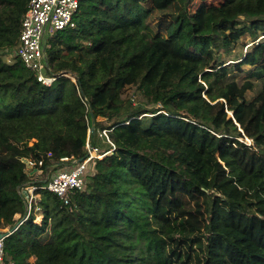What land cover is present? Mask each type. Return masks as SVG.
Instances as JSON below:
<instances>
[{
    "label": "trees",
    "instance_id": "obj_1",
    "mask_svg": "<svg viewBox=\"0 0 264 264\" xmlns=\"http://www.w3.org/2000/svg\"><path fill=\"white\" fill-rule=\"evenodd\" d=\"M221 1L191 14L195 0H80L76 27L49 41L46 87L3 56L30 0H0V229L26 216L21 187L101 149L104 130L114 146L69 205L37 191L7 260L264 264V0ZM246 34L247 51L222 60Z\"/></svg>",
    "mask_w": 264,
    "mask_h": 264
},
{
    "label": "built area",
    "instance_id": "obj_2",
    "mask_svg": "<svg viewBox=\"0 0 264 264\" xmlns=\"http://www.w3.org/2000/svg\"><path fill=\"white\" fill-rule=\"evenodd\" d=\"M79 8L80 0H30L21 19L18 43L13 50L3 53L4 60L10 64L15 58L20 59L40 84L46 87L52 86L58 76L50 70L46 49L50 48L49 41L57 33L76 27L75 17ZM158 107L161 106L158 105ZM100 137H105L109 145L113 146L108 138V130L101 132ZM246 140L249 144L251 143L248 139ZM86 147V157L81 162L75 161L71 169H65L49 176L42 186L32 183L20 188L19 192L27 206V214L19 226L32 214L40 211L38 206L40 195L37 194L39 189L56 195L65 205H69L72 198L85 187V176L89 164L111 153V151L93 147L89 142ZM62 161L67 162L68 159H62ZM25 162L29 171L34 169V173L42 174V170L36 168L43 165L42 161L36 163L26 160ZM39 217L37 215L36 220ZM13 233L14 231L10 228L0 229V264H14L7 260L5 253V240Z\"/></svg>",
    "mask_w": 264,
    "mask_h": 264
},
{
    "label": "rangeland",
    "instance_id": "obj_3",
    "mask_svg": "<svg viewBox=\"0 0 264 264\" xmlns=\"http://www.w3.org/2000/svg\"><path fill=\"white\" fill-rule=\"evenodd\" d=\"M221 2H222L221 0H204V1L203 0H195V2L192 5H190L189 11L192 14V13H194L196 11V9L201 4L218 5ZM263 33H264V31L261 30V31H259L258 34H259V36H262ZM252 40H253V38H252L251 34H246L244 37L241 38V40L238 42L237 45L232 47L230 54H228L224 50H221V52L223 53L222 60L227 61V60L233 59L232 55L241 54L242 52L245 53L247 51V47L245 46V44H250ZM86 56H88V55H86ZM242 69L246 71V70H249L250 67L249 66H243ZM236 75H237L236 77L239 78V80L244 78V74L240 73V74H236ZM126 94H127L128 98H134L136 101H138L140 99V95H139L138 91L135 90V89H129L128 91H126ZM254 95H255V91H249V93L247 94V98L246 99L247 100H251L254 97ZM168 111L173 112L172 109H168ZM99 120L102 121V119H99ZM103 124L107 125L106 122H104ZM98 138H99L98 139L99 141L97 142V144L102 149H106L107 147H109V143H108V141H107V139L105 137H98ZM246 142H248V141L246 140ZM55 172L56 171L51 170L49 172V174H45L44 176H40V179L41 180H45V179L48 178V176H52L53 174H55ZM18 217H19V215H18ZM33 260L34 259H32V261Z\"/></svg>",
    "mask_w": 264,
    "mask_h": 264
},
{
    "label": "water",
    "instance_id": "obj_4",
    "mask_svg": "<svg viewBox=\"0 0 264 264\" xmlns=\"http://www.w3.org/2000/svg\"><path fill=\"white\" fill-rule=\"evenodd\" d=\"M68 78L72 79L74 82H76L75 78L74 77H69L67 76ZM90 116H91V130H90V133H94L95 132V118H94V114H93V111L91 110L90 111ZM78 162H81L82 159H79L77 160ZM23 220V219H22ZM21 220V221H22ZM21 221L12 229V231H16L19 227V224L21 223Z\"/></svg>",
    "mask_w": 264,
    "mask_h": 264
},
{
    "label": "crops",
    "instance_id": "obj_5",
    "mask_svg": "<svg viewBox=\"0 0 264 264\" xmlns=\"http://www.w3.org/2000/svg\"><path fill=\"white\" fill-rule=\"evenodd\" d=\"M85 57H87V58H90V57H92L91 55H88V56H86L85 55ZM102 149V148H101ZM69 167H66V168H63L62 170H64V169H68Z\"/></svg>",
    "mask_w": 264,
    "mask_h": 264
}]
</instances>
